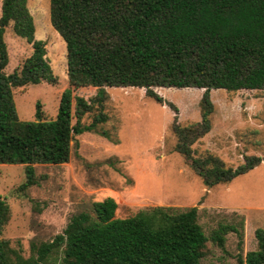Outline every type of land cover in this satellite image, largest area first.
<instances>
[{"label": "trees", "instance_id": "16d2710c", "mask_svg": "<svg viewBox=\"0 0 264 264\" xmlns=\"http://www.w3.org/2000/svg\"><path fill=\"white\" fill-rule=\"evenodd\" d=\"M27 3L3 0L0 18V165L25 166L22 190L38 184L36 165L67 163L76 136L107 122L106 88L113 87L144 88L161 104L165 101L155 88L204 89L201 122L175 124L173 131L176 151L209 188L264 162L246 156L242 165L226 168L220 158H195L192 151L212 129V90H264V0H50L52 26L66 44L70 86L55 119L46 120L38 102L35 121H22L13 89L56 82L46 43L35 39ZM11 25L33 51L20 70L7 74L5 34ZM87 87L96 88L97 95L87 100L75 94ZM95 108L100 113L84 125L82 119ZM117 209L113 198L93 202L90 211L73 215L54 240L32 243L34 255L28 259L17 254L12 259L9 241L0 238V264H47L58 253L64 264H201L210 241L224 247L228 233L242 236L234 225H220L207 236L196 207L156 206L127 218H117ZM10 217V206L0 196V236ZM255 237L258 249L248 252L243 264H264V229H256Z\"/></svg>", "mask_w": 264, "mask_h": 264}, {"label": "rangeland", "instance_id": "374dc122", "mask_svg": "<svg viewBox=\"0 0 264 264\" xmlns=\"http://www.w3.org/2000/svg\"><path fill=\"white\" fill-rule=\"evenodd\" d=\"M27 5L35 23V39L46 43L56 82L14 88V100L22 121H35L38 102L43 117L52 120L63 91L70 86L66 44L52 26L50 0H28ZM5 41L10 60L5 71L11 74L21 69L33 45L16 36L12 25L6 29ZM123 89L106 88L109 99L103 111L107 122L94 132L76 136L67 163L36 165L38 184L22 190L25 166L0 165V196L11 209L0 238L9 241L15 252L12 259L16 254L30 258L32 243L51 242L63 233L73 215L90 211L93 202L113 198L118 204L117 218L156 206L177 211L196 207L209 237L220 225L236 226L242 236L228 233L224 247L210 241L201 264H243L246 254L258 249L256 229H264V162L232 182L205 186L176 151L178 137L173 131L175 124L186 127L201 122L204 89L155 88L163 104L147 97L144 88ZM97 92L94 87L75 90L87 100ZM211 99L212 129L193 144V156L211 154L226 168H237L246 156L264 159V90L216 89ZM99 113L95 108L82 123L91 124ZM47 264H64L63 254H54Z\"/></svg>", "mask_w": 264, "mask_h": 264}]
</instances>
